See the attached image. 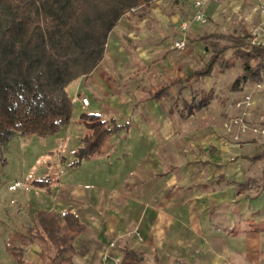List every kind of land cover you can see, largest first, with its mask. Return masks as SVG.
<instances>
[{
	"label": "crops",
	"instance_id": "0c3cea01",
	"mask_svg": "<svg viewBox=\"0 0 264 264\" xmlns=\"http://www.w3.org/2000/svg\"><path fill=\"white\" fill-rule=\"evenodd\" d=\"M238 2L211 0L204 13L215 21L226 8L236 11ZM192 14V0H154L142 20L139 12L124 15L108 36L101 63L87 77L75 80L72 93L68 92L80 110L99 112L103 120L122 126L109 137L102 153L88 161L95 174L90 198H80L84 196L81 189L63 187L77 199L67 202L65 196L66 203L52 202L46 209L57 217L69 209L84 224L74 242L75 264H111L116 254L111 247L124 237L127 247L142 254L144 261L154 254H167L180 260L174 264H238L236 254H263L264 227L248 228V222L258 217L253 211L264 208L262 162L252 163L248 157L263 146L252 138L242 146L243 152L239 145L232 148L211 118L196 117L204 109L188 119L178 115L179 122L170 119L164 105L173 93L172 104L180 97L187 100L182 95L191 87H171L167 100L146 98L149 88H161L183 77L206 58L203 42L198 40L206 35L192 37V42L188 40L191 28L183 51L169 48L180 36V23ZM211 34L218 33L207 35ZM78 96L88 99V107H82ZM78 118L73 115L60 130L71 145L84 135ZM247 144H254L252 154L245 152L250 151ZM74 146L78 148L79 143ZM255 163L260 166L258 176L246 177ZM192 177L194 182H190ZM254 182H258L256 192L249 194ZM238 183L246 187L236 196ZM254 202L260 207H251ZM230 206L232 215L225 211ZM219 209L224 210L221 215H217ZM258 220L262 224L264 215ZM109 241L113 246L107 245ZM39 250L29 245L24 259L30 251L31 261L40 264ZM165 260L160 255L156 264H173Z\"/></svg>",
	"mask_w": 264,
	"mask_h": 264
},
{
	"label": "trees",
	"instance_id": "16d2710c",
	"mask_svg": "<svg viewBox=\"0 0 264 264\" xmlns=\"http://www.w3.org/2000/svg\"><path fill=\"white\" fill-rule=\"evenodd\" d=\"M153 2L0 0V147L6 146L15 134L44 137L69 124L73 102L67 92L68 85L87 77L101 63L108 36L121 17L139 12L142 20ZM211 38L213 42L206 47V40ZM198 40L206 50L211 49L203 65L190 68L183 77L161 88H149L147 99L167 100L171 87L179 86L182 90L193 87L216 68L222 72L235 60L239 61L240 73L231 84L232 91H241L249 82L262 81L264 48L251 46L246 37L232 35L211 34ZM206 94L183 99L176 112L182 119H188L206 109L211 92ZM172 112L173 109L168 111ZM80 122L85 134L80 139L75 163L100 155L109 137L122 128L114 120L107 122L93 114L82 115ZM248 160L262 162L264 190V143L263 149ZM30 183L36 187L48 186L44 181ZM235 187L239 196L246 185L238 183ZM84 229V224L69 209L60 217L54 212L37 210L32 223L25 231L13 232L5 248L15 264H37L24 259L26 247L32 244L40 249V264H75L74 242ZM118 264L145 263L142 254L125 244Z\"/></svg>",
	"mask_w": 264,
	"mask_h": 264
},
{
	"label": "rangeland",
	"instance_id": "374dc122",
	"mask_svg": "<svg viewBox=\"0 0 264 264\" xmlns=\"http://www.w3.org/2000/svg\"><path fill=\"white\" fill-rule=\"evenodd\" d=\"M210 1H206L205 7ZM238 1L240 2V7L236 11H228V8H226L215 21L207 17L206 23L191 25L188 40L193 42L192 37L207 36L210 33H218L225 36H239L242 38L246 37L248 40L253 26L262 21L259 17L261 16L260 5L264 0ZM212 6L213 4L210 5L211 8L209 10L213 9ZM206 41V47H209V42H213V38L207 39ZM221 42H225V40ZM202 44L199 47H202ZM206 49L204 46L207 54L206 58L201 60L200 67L211 54V49ZM239 73V61L235 60L232 66H229L222 72L216 68L210 76L196 83L191 87L190 91H185L182 96L188 100L191 97L201 98L203 95H207L206 92H211L209 106L197 114L196 117L204 116L211 118L214 121L213 124L219 126L223 131L224 141H227L235 149L237 147L236 145H239V148H241L240 151L243 152L242 146L250 143L252 138L261 146L264 143V73L261 82H249L241 91L235 92L231 90V84ZM73 86L74 83H70L67 87V92L72 93L71 89ZM172 90L175 91L176 88L174 87ZM173 91L171 92L173 93ZM88 96L93 100L94 96L90 94ZM172 96L174 97V93ZM77 98L80 100L83 97L78 96ZM172 98L166 102L164 107L167 112L173 109L171 114L168 113V117L179 122V113L177 114L176 110L181 104L182 98H179L177 104H172ZM97 113H86L80 110L76 103L75 105L73 104L71 119L73 115L78 114V122L81 123L80 117L82 115L93 114L100 116ZM80 126L81 128L84 127L82 125ZM63 136V133L60 131L44 137H22L15 134L6 146L0 147V157H2V159L0 158V264H15L8 254L5 245L13 232L26 230L33 221L35 211L38 209L47 211L46 209L50 207L52 202L66 203V201L73 202L77 199L76 195L71 194L66 189H62L63 187L81 189L84 193V196L80 197L82 199L90 198L89 194L91 192L93 193V190L90 188H93L95 185V174L91 171V166L88 163L90 159L75 163L77 161L76 153L78 148L75 149L74 145H78L80 142L77 139L76 143L71 145L65 138L63 139ZM247 146V148H250V151L245 152L252 154L254 144H247ZM251 165L246 171L245 176L254 177L255 173L258 176L260 166H258V163H255L252 167ZM178 176L176 174V178ZM195 179L192 177L190 182H194ZM31 181H44L48 183V186L36 187L31 185ZM257 183L254 182L248 191L249 194L256 192ZM65 196L69 197V200L64 201ZM84 201L86 200L84 199ZM251 207L255 209L256 207H260V204L259 202H254L251 203ZM223 209L216 210L217 215H221L224 211ZM225 211L231 215L233 213L231 206L229 211L228 208ZM238 214L239 212L237 213V218L240 216ZM253 215L258 217H254V219L248 222V228L258 230L260 227H264V221L260 224L258 220L264 215V208L261 207L259 211L255 209ZM126 239L127 237H124L122 241L116 240L114 247H111L116 252L111 264H116L119 260V254L117 252L125 244V241L127 242ZM107 245L109 247L111 246L110 241ZM158 255H161L163 259L167 258L165 262L169 261L174 264L175 261H180L167 254H154L149 259L145 258L144 263L156 264L157 260H159ZM230 257H232V254H230ZM235 257L237 260L240 258L238 264H264V251L263 254L261 252L257 253L256 251H247L242 256L236 254ZM25 259L28 262L33 260L30 251L26 253Z\"/></svg>",
	"mask_w": 264,
	"mask_h": 264
},
{
	"label": "built area",
	"instance_id": "2783aa9c",
	"mask_svg": "<svg viewBox=\"0 0 264 264\" xmlns=\"http://www.w3.org/2000/svg\"><path fill=\"white\" fill-rule=\"evenodd\" d=\"M177 2H184L186 0H176ZM207 0H192L193 14L191 18L184 20L179 25L180 36L178 39L173 40L169 48L171 50L183 51L187 47V32L192 24H204L207 17L204 13V6ZM260 14L264 16V3L260 5ZM248 42L251 46L264 48V20L253 26ZM80 103L83 108L88 107L89 101L87 98H80ZM20 186V185H19ZM111 246L113 244L111 243Z\"/></svg>",
	"mask_w": 264,
	"mask_h": 264
}]
</instances>
